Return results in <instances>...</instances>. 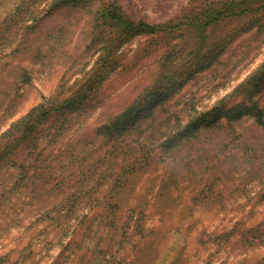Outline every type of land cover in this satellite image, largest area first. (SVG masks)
<instances>
[{
  "label": "rangeland",
  "instance_id": "1",
  "mask_svg": "<svg viewBox=\"0 0 264 264\" xmlns=\"http://www.w3.org/2000/svg\"><path fill=\"white\" fill-rule=\"evenodd\" d=\"M58 2L0 0V144L33 106H60L0 157V264H264V119L237 90L263 74L264 110V0ZM112 3L166 29L122 33L100 60L116 30L94 11ZM180 72L133 124L111 126ZM213 106L214 122L181 137Z\"/></svg>",
  "mask_w": 264,
  "mask_h": 264
},
{
  "label": "trees",
  "instance_id": "2",
  "mask_svg": "<svg viewBox=\"0 0 264 264\" xmlns=\"http://www.w3.org/2000/svg\"><path fill=\"white\" fill-rule=\"evenodd\" d=\"M58 1V0H57ZM79 2H85V0H59L58 4H65V3H76ZM55 5V6H56ZM112 7H99L96 8L94 11V21L95 24L100 26L102 25H107L109 24L110 26H113L114 29L116 30V34L114 38H109V44L103 45L101 47V53H100V60H105L107 53L116 46L115 40L119 37L122 36V33H128L130 31H135V32H145V31H150V32H155L158 30H164L166 29V24L165 22H160V23H155V22H149L146 20H140L139 22H136L134 18L128 16L129 11H119L118 12V7L115 6V3L111 4ZM207 9V8H205ZM225 9H222L220 11H217L213 13L212 17H208L207 22H211L213 20L218 19L220 16L225 15ZM52 10L49 9L47 13H50ZM120 12L122 15H124V18L120 15ZM200 12V11H199ZM44 17V15H43ZM43 17L38 18V20L42 19ZM121 22H124L126 25H124V28L120 25ZM119 23V24H118ZM121 30V31H120ZM119 33V35H118ZM207 52V51H206ZM205 52V53H206ZM210 52V50H208ZM201 53L196 55L194 60H198L200 57ZM169 57V56H167ZM166 57V58H167ZM213 55L211 54L208 59L212 58ZM169 59V58H168ZM207 59V60H208ZM98 71L94 72V75H96ZM183 73H179L176 75H165L162 80H160V84L154 83L150 87H146L144 92L136 98L130 105H128L126 108H124L120 113H118L113 119L110 120L111 126H116V125H121V127L124 126V129L127 128V126H130L133 124L138 118L139 113L142 111V109L145 107L147 103H149L152 100H157L155 101L156 103L161 100H163L168 92H170L174 87L180 83V81ZM263 77V74H253L251 75L247 80L242 82L237 90L242 91V96L244 97V102L246 109H249L252 111V114L254 117L257 119V122H263L264 119V110L261 108L257 102L252 98L254 94L259 92L260 88V80ZM91 79V77H90ZM89 79V80H90ZM85 89L83 90L82 88L78 89L75 91L73 94L70 96L64 98L62 100V107H66L71 105L72 103L76 102L78 98L81 99V97L84 96L85 94ZM47 100V102H45ZM45 101H42L38 103L36 106H33L26 114L20 116L18 119L14 120L12 123H10L9 128L2 134L5 137L7 136L8 139L1 140L2 143L0 144V157L9 149H12L19 141H21L27 134L31 133L36 127L43 121L45 120L49 114L52 113L53 110H58L60 106H54L51 105L46 98ZM219 109V106H213L211 109L206 110L204 112L199 113L194 119H191L189 122H187L184 127L179 131L180 134H183V136L187 135H197V132L199 131V127L207 124V123H212L214 122V119L209 120L208 118L213 116L214 112ZM6 110V108H5ZM211 125V124H210ZM208 126V125H205ZM191 127V128H190ZM190 128V129H189ZM189 130V131H188ZM188 131V133L186 132ZM176 136L173 138L175 139ZM173 140V139H172ZM169 142L168 138H166L163 143L166 145ZM169 144V145H168ZM165 147L172 146L171 143H168ZM133 150H138V148H134ZM136 160L140 159V157H136ZM125 160V155H124V179H127L130 177L128 172H131V170L134 168V164L136 162L133 160ZM139 161L138 168H142V166L145 164L146 161ZM132 165V166H131ZM127 173V174H126ZM107 203V202H105ZM108 206H112L111 203H107ZM66 209V211H74L75 207L78 205L75 202L72 203H65L63 205ZM54 221L58 220V217L53 218Z\"/></svg>",
  "mask_w": 264,
  "mask_h": 264
}]
</instances>
